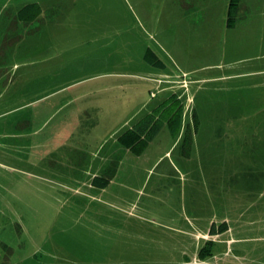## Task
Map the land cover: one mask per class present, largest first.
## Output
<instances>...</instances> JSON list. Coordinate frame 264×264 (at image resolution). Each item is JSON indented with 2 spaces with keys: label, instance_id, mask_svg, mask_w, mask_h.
I'll list each match as a JSON object with an SVG mask.
<instances>
[{
  "label": "rangeland",
  "instance_id": "rangeland-1",
  "mask_svg": "<svg viewBox=\"0 0 264 264\" xmlns=\"http://www.w3.org/2000/svg\"><path fill=\"white\" fill-rule=\"evenodd\" d=\"M227 1L0 0V264H264V175L244 179L264 173V0L235 31ZM28 3L36 33L12 16ZM175 82L177 132L127 150Z\"/></svg>",
  "mask_w": 264,
  "mask_h": 264
},
{
  "label": "trees",
  "instance_id": "trees-1",
  "mask_svg": "<svg viewBox=\"0 0 264 264\" xmlns=\"http://www.w3.org/2000/svg\"><path fill=\"white\" fill-rule=\"evenodd\" d=\"M59 9L54 7L49 9V21H52L58 14ZM43 10L37 3H28L20 7L16 13H13L15 22L33 26L30 32L36 33L39 28H36L38 23L42 24L40 16ZM249 14L248 7L244 4L243 0H228L227 8L225 12V24L227 28H233L236 23L242 19H245ZM41 26V25H40ZM177 91L170 92L169 95L164 99L162 103L155 106L149 113L139 119L133 126L128 127L127 130L119 137L121 142L127 150H137L147 143H149L164 127H166L170 133L174 134L177 132L183 113V102L180 96L176 93ZM191 123H187L183 132L182 141L180 145V154L182 157H189L190 151L193 146L194 134L197 133L198 129V117L195 110L192 111ZM115 162L112 163L107 169L104 170L103 174L98 177H94L92 180V186L99 189H104L112 180L111 177L115 172ZM264 173L260 176L253 173H247L244 179L247 181L248 190H253L256 185H260V181L263 179ZM261 177V178H260ZM227 225L222 223L219 229H215L213 224L210 228L209 235H217L227 231ZM201 256L212 255V253L204 255L202 250L200 251Z\"/></svg>",
  "mask_w": 264,
  "mask_h": 264
},
{
  "label": "crops",
  "instance_id": "crops-1",
  "mask_svg": "<svg viewBox=\"0 0 264 264\" xmlns=\"http://www.w3.org/2000/svg\"><path fill=\"white\" fill-rule=\"evenodd\" d=\"M244 4H245V2H244ZM246 5V4H245ZM247 6V5H246ZM248 7V6H247ZM192 8V11H193V13L192 14H189V19H191L190 18V16L192 15H194V18H192L191 19V23H192V20H194L195 22H193L192 23V25H191V23H190V25L195 29L196 27H197V31H201V30H205V25H204V17L202 16V14H200L199 13V11L198 10H196L194 7H191ZM226 8H227V6H226ZM249 9V8H248ZM192 11H190V9H189V12L188 13H191ZM195 12V13H194ZM226 12V11H225ZM249 15H250V12H249V14L247 15V17L245 18V19H242V20H240V21H238L237 23H236V25L233 27V28H227L226 27V24H225V19H224V25H225V28L227 29V30H232V31H235L236 29H237V27H239L240 25H245L248 21H249ZM185 16H187V15H183V17H185ZM225 16V15H224ZM199 22H201V23H199ZM224 25H223V27H224ZM196 26V27H195ZM201 26V27H200ZM253 29V28H252ZM254 30H255V28H254ZM164 67V66H163ZM176 72H178V70L174 67L173 68ZM167 72V71H166ZM163 74H166V73H164L163 72ZM166 76H171V74L170 75H168V74H166ZM172 85H174L173 87H170L167 91H161V92H163V93H168V95H169V93L170 92H174V91H176L177 90V88L175 87V86H178V83L177 82H175V84H172ZM176 89V90H175ZM167 95V96H168ZM166 96V97H167ZM166 97H164V98H166ZM248 192H249V190H248ZM250 192H253V190L251 191L250 190ZM227 230H228V232H229V230H230V227H228L227 226ZM218 235V234H217ZM209 237V235H206L205 236V238H207V239H209L208 237ZM217 237V239H220V238H222V236H216ZM221 242L220 243H224V241L223 240H220ZM226 244H229V243H231L232 242V240L231 239H227L226 241ZM211 258H209V259H204V260H202V262H206L207 264H215V262H213L212 260V256H210Z\"/></svg>",
  "mask_w": 264,
  "mask_h": 264
}]
</instances>
